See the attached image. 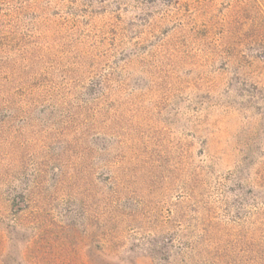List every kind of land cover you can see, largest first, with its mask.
<instances>
[{
  "label": "rangeland",
  "instance_id": "374dc122",
  "mask_svg": "<svg viewBox=\"0 0 264 264\" xmlns=\"http://www.w3.org/2000/svg\"><path fill=\"white\" fill-rule=\"evenodd\" d=\"M0 264H264V0H0Z\"/></svg>",
  "mask_w": 264,
  "mask_h": 264
}]
</instances>
